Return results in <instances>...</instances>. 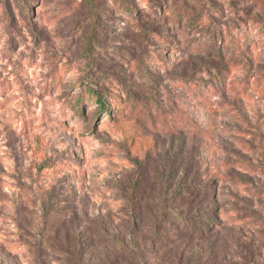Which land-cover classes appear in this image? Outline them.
<instances>
[{
    "label": "rangeland",
    "instance_id": "rangeland-1",
    "mask_svg": "<svg viewBox=\"0 0 264 264\" xmlns=\"http://www.w3.org/2000/svg\"><path fill=\"white\" fill-rule=\"evenodd\" d=\"M186 166L225 228L182 248L238 260L243 231L264 263V0H0V264H160L130 196Z\"/></svg>",
    "mask_w": 264,
    "mask_h": 264
},
{
    "label": "trees",
    "instance_id": "trees-1",
    "mask_svg": "<svg viewBox=\"0 0 264 264\" xmlns=\"http://www.w3.org/2000/svg\"><path fill=\"white\" fill-rule=\"evenodd\" d=\"M94 43L91 38L85 37L83 48L88 54L87 56L93 59ZM91 53V54H90ZM92 94V103L98 109L99 114L106 113V117H110L109 98L98 90H89ZM82 105V98L78 96L74 106L71 108L73 113H78ZM83 107V106H82ZM83 112V108H82ZM43 166L54 167L53 162H47ZM174 174V169H170ZM198 172L193 171V166H186L183 171L178 174L177 182L174 178L166 184H156L151 187V195L146 196V187L141 184L132 189L130 196V209L133 210V227L137 229V224L142 218L143 208L140 206L145 199L148 200L151 212V221L146 225L148 236L151 244V251L161 256L160 264H262L260 261L262 254L260 248H256L254 238H249L243 232H239L236 246L239 250L238 260L227 261V258L222 257L219 252L205 255L204 251L194 255L190 254L185 248H182V242L185 239L197 240H214L217 242L220 233H222L224 223L217 217L219 210H209L211 201H215V183L213 180H200L197 176ZM176 178V177H175ZM134 193H139L137 196ZM135 230L133 229L132 232ZM66 237L70 239V232L65 230ZM252 237L253 235L250 234ZM114 240H109V245L113 244ZM108 245V243H107ZM116 254H122L123 259H118V264H134L136 261V253H143L139 245L131 244V246L119 243L113 245ZM73 251H83L64 246L60 252L67 256L68 261H72ZM149 251V250H148ZM73 257L80 262L84 254ZM37 264H46V262H37ZM264 264V263H263Z\"/></svg>",
    "mask_w": 264,
    "mask_h": 264
}]
</instances>
